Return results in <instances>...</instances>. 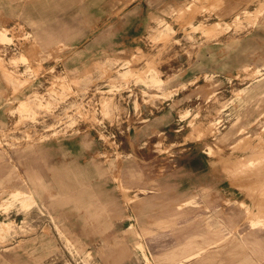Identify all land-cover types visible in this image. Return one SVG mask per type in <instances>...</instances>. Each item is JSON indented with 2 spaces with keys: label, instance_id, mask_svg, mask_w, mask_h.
<instances>
[{
  "label": "rangeland",
  "instance_id": "rangeland-1",
  "mask_svg": "<svg viewBox=\"0 0 264 264\" xmlns=\"http://www.w3.org/2000/svg\"><path fill=\"white\" fill-rule=\"evenodd\" d=\"M142 1L0 0V264H264V0Z\"/></svg>",
  "mask_w": 264,
  "mask_h": 264
},
{
  "label": "crops",
  "instance_id": "crops-1",
  "mask_svg": "<svg viewBox=\"0 0 264 264\" xmlns=\"http://www.w3.org/2000/svg\"><path fill=\"white\" fill-rule=\"evenodd\" d=\"M142 1V0H141ZM151 1H155V0H151ZM158 1V0H156ZM145 2H147L146 0L140 2V3H132L133 6L136 5H141L143 6V10L146 8L145 7ZM175 216V215H168L166 217H161L160 219H158V222H163L166 220H171V218ZM208 228V233H203L201 235L198 236H202L205 237L207 234H210L212 229L210 225H207ZM197 236V235H196ZM230 237H234L233 240L230 241V243L235 244V245H242L244 243H248L250 241V237L248 235H232ZM207 240L204 239V242H206ZM199 242L197 241V239L194 237V235L188 237L186 240L182 241L180 244H177L174 248L167 250L166 252H163L162 254H160L159 256H157L155 258V262L159 263V264H165V260H171V259H179V258H188V259H192V257H195V255L199 256L200 254H202L203 252L201 251H197L195 253H187L189 249H191L192 247H194L195 245H198ZM150 257V256H149ZM208 257V255H207ZM143 260H144V255L142 256ZM184 261H180L178 264H184Z\"/></svg>",
  "mask_w": 264,
  "mask_h": 264
},
{
  "label": "bare ground",
  "instance_id": "bare-ground-1",
  "mask_svg": "<svg viewBox=\"0 0 264 264\" xmlns=\"http://www.w3.org/2000/svg\"><path fill=\"white\" fill-rule=\"evenodd\" d=\"M224 27V26H223ZM148 259V258H147ZM149 263V260H147V264Z\"/></svg>",
  "mask_w": 264,
  "mask_h": 264
}]
</instances>
